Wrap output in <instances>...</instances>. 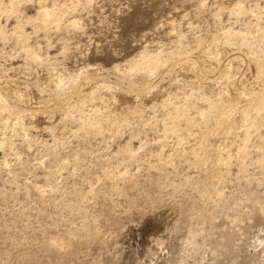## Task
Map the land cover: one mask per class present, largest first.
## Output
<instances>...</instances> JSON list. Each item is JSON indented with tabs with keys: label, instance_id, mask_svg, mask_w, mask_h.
I'll list each match as a JSON object with an SVG mask.
<instances>
[{
	"label": "rangeland",
	"instance_id": "374dc122",
	"mask_svg": "<svg viewBox=\"0 0 264 264\" xmlns=\"http://www.w3.org/2000/svg\"><path fill=\"white\" fill-rule=\"evenodd\" d=\"M29 1L27 0L21 5V7L23 6L24 15H33L32 13H35L38 8V2L42 0H37L38 4L35 0ZM44 1L42 2L45 4H51L52 2V0ZM55 1H58L57 3L66 2L68 6H71L72 0ZM73 1L76 2V0ZM77 1V5L79 2L81 5L74 7L77 11L73 9L75 12L72 10V13L68 12L69 15L65 12L66 15L61 16L59 28L54 27L55 23H50V25L47 24L49 29L42 27L43 30L45 29L44 31L40 28L35 33L30 25L25 26L28 34L31 32L26 40L28 45L30 44L29 49L40 50V53L47 50L50 56H53L52 60L55 58L61 60L54 68L60 73L56 74L58 78H61V86L52 84V86L54 85L53 88L49 87L50 97L54 101L57 99V95L72 89L70 79L73 75L75 76L78 73L83 76L92 72L91 76L98 75L100 78L110 79L112 83L116 82V85L119 84L120 97L121 99L124 98L120 100L118 96L115 101V99L109 98L107 89L101 88V91L99 90L96 94L97 99L95 96L94 101L87 99L78 106L69 105V97L66 98L67 101L64 99L60 108H56L54 102H49L52 110L40 113V118L44 119L46 124L53 122L52 126L54 127L58 123L56 121L62 120V125L65 124L69 128L67 126L62 128V125L59 127L57 125L55 129H49L43 127L44 124H38L39 115L33 116L24 111H17L14 107L13 112L8 110L12 114L4 111L6 109H0V138H5V143L0 144V264H264V151H261L264 150V144H262L264 143V126L259 128L260 133H263V136L260 134L262 137L252 135L249 141L253 139L254 143H250V141L249 143L246 142L247 144H240L243 142L242 136L245 130L253 127L252 123L258 111L254 109L249 111L252 116L247 119L248 122L246 123H249L248 125L245 121L238 122L234 117L225 120L226 128L218 132L220 138L214 131L213 134L209 133L207 139L203 142V130L206 128L207 123L202 115H199V111L194 108L195 105L207 108L208 104L205 97L210 96V94L213 95L212 98L217 103L226 100V98L222 99L221 84L216 78L224 80L223 75L225 76L227 72L224 71L227 62L230 61L232 64V68H230L232 70L230 77L225 79H229L232 85L237 87V83H247V80L252 77L253 62L251 59L253 55L261 53L264 56V9L261 10L263 13L261 11L257 13L249 11L250 13H248L247 11V13H243L244 16H241V14L233 16L234 14L229 13L227 6L231 7L233 2L239 0H88L87 3L90 5L84 3L85 0ZM242 1L244 7L249 9L248 6H254L256 1L261 5L260 2L263 0ZM27 3L28 5H26ZM263 4L264 1L261 5L264 7ZM84 7L87 8L83 9ZM252 13L255 14V17ZM239 15L243 21H241ZM73 18L79 20V28L72 25L65 26L66 21L68 22V19ZM246 18H248L247 21H245ZM4 19H6L5 15H0V22H3L6 35L9 36L6 38L8 42L6 39L4 41L0 39V51L15 52L14 50H17L16 38L10 36L14 31L15 18L11 17L7 21ZM166 19H170L172 22ZM226 26H228V29ZM68 27L69 29H67ZM72 28H74L73 31ZM8 29L11 31H8ZM220 29H224V31L221 33L222 30ZM236 31L247 34L240 36L238 35L240 32ZM256 31L257 33H255ZM53 32L55 33L53 34ZM213 32H216V34ZM249 32L252 34L250 35ZM253 35L256 39L253 38ZM211 37L212 40L209 39ZM67 40L68 42H66ZM178 41H181L180 44ZM32 42L34 44H31ZM219 42L220 44L224 43V45L222 44V46H225L222 50L223 54H221V51V53L218 52L219 54L215 52L219 48ZM62 43H67L65 48H63L64 44ZM229 43H232V48ZM2 45H4V48ZM146 45L148 48L144 49ZM70 46L73 48H70ZM192 46L195 48H192ZM200 46L202 47L199 48ZM141 48L145 52L149 50L150 53L146 52L148 53L146 54L148 63L146 62L145 67L142 63L139 67L142 71H139V69L136 70L128 64H130L131 57L140 58L144 51ZM225 48L229 51L226 52ZM210 49L215 50L214 53L218 56L209 53ZM246 49L251 50L250 52L254 54L252 53L251 56L249 50ZM69 52L75 54L76 58ZM187 53H190L191 58L193 57L190 61L195 62L192 65V67L194 66L193 70L196 69L195 71L188 68V65H191L193 61L190 63L184 60L185 57L189 60ZM239 53H242V55ZM0 54L2 53L0 52ZM183 54L188 56L182 57ZM180 55L182 56L180 57ZM242 56L244 57L242 58ZM1 57L0 60H3L4 57ZM154 58L155 60H151ZM14 59L15 57L3 62L16 64L21 57H16L18 61ZM181 59L184 60V63ZM149 60L151 61L149 62ZM159 60L161 63L158 62ZM152 61L157 64L158 71L156 70L151 74L148 70ZM84 63L86 66L88 64V67L83 65ZM203 64L205 66H202ZM96 65L102 66L105 72L99 73L102 70L98 71L96 67H92ZM175 65L177 66L175 67ZM213 65H216L217 68L214 67V70L211 71ZM41 66L43 67L42 69L39 68V70L41 69L38 72L39 76L46 78L49 75L52 77L51 71L54 70L51 69L50 73H47L49 70L43 71L45 68L47 69V65L41 64ZM165 66L168 67L165 68ZM115 67L120 69L121 74L115 70ZM66 68L67 70H65ZM91 68L97 70H90ZM205 68L209 69L208 72L204 71ZM242 68L243 70H241ZM183 69L188 72H182ZM144 71L148 72L145 73ZM123 72H125L124 75ZM178 73L179 76L182 73L184 75L179 77L177 76ZM20 74L22 75V73H18V76ZM138 74H141L146 80L147 78L148 80L152 79L154 85L156 83L157 86L166 85L168 82L174 83L175 86L173 84L167 86L169 85L167 84L166 86L170 89H166L167 93H165V90L160 94L161 96L153 95L152 97V93L155 94L159 87L154 88V91H148L150 93L148 94V92H144L145 90L141 86L130 85V81ZM192 74L200 75L203 80L199 76L189 80L193 76ZM128 75L131 76L128 78ZM236 75H239V77ZM132 76L134 77L132 78ZM241 76L242 78H240ZM207 77H210V81ZM236 77L238 78L237 81ZM166 78H168L167 81H165ZM65 79L68 81L66 82ZM128 79H130L129 83ZM160 81L161 84H157ZM208 87L213 90L209 91ZM44 88L45 86L40 87V89ZM136 90L138 93H136ZM53 91L57 92H55L56 95L53 94ZM189 91L191 92L188 93ZM169 92H172L171 95ZM73 93L75 95L76 92ZM217 94H220L221 98ZM132 96L136 99H132ZM140 96L142 97L140 98ZM186 96L189 101H187L188 105L184 104L185 100H183ZM249 96L250 92L246 95L241 94L242 102H247ZM148 97L151 101L148 100ZM160 97H164L165 100ZM139 98H143L145 104L148 103L147 106L143 104L145 106L142 105L138 109V113L129 114L133 109H129L127 113L124 106L135 103ZM129 99L130 101H128ZM123 103H127V105H122ZM161 104L164 105V109ZM174 105L179 106V111L174 109ZM95 107L103 108L102 110L106 108L110 112H114L111 115L116 124L114 123L110 127L107 122L103 121L99 126L100 128L98 127L102 131L101 133L93 129L80 134L77 132L70 133L78 129L77 122L70 120L74 117H77L75 120L79 119L81 116V119L84 116V119H89V115ZM83 109H86V111H83ZM124 109H126L125 112ZM215 111V107L210 111L211 122H214L216 118ZM61 112H64L63 115ZM122 112L127 114L123 115ZM150 115L155 118H151ZM17 116L21 117L20 119H23L22 121L26 123V132L21 133V135L13 129ZM65 116L71 118L67 119ZM122 116L125 119H122ZM189 116L194 118L193 123L187 121ZM34 117L35 119H33ZM24 118H27L28 121ZM28 118L35 120L37 126L32 127L28 123L30 121ZM5 120L7 121L6 127L4 125ZM171 121L177 126L176 132L165 130L163 123H172ZM127 122L129 123L127 124ZM142 122L149 123L144 124ZM243 124L245 126L241 127ZM182 125L184 126L182 127ZM105 126L111 129H107ZM151 126L154 128L149 129ZM163 127L164 130L162 131ZM138 128L141 129L137 133L139 138L135 137L133 133L137 132ZM261 129L263 130L261 131ZM187 131L190 134L197 135L192 134V136ZM113 132L114 134H112ZM115 132L119 133L115 134ZM62 133L65 134V137L61 136ZM51 134L55 138L50 136ZM128 134L133 136L129 138ZM99 135L100 137H98ZM233 135L236 138L231 137ZM56 137L58 141H56ZM81 137H84V139ZM259 137L260 140H258ZM45 139L46 141H44ZM74 139L75 141H73ZM35 140H40L39 142L42 143L40 144ZM50 140H53V142H50ZM226 141H230L229 144ZM232 141L233 143H231ZM55 142L57 144H53ZM82 142L85 143L82 145ZM119 143L122 144V148ZM59 144L60 146L65 145L61 148L60 146L53 147V145ZM123 144H130L129 147L132 148L133 157L123 152L125 151ZM88 145L90 148H88ZM237 145H240L238 146L239 149L236 148ZM255 145L256 147H254ZM217 146H220V148ZM227 149L233 156L235 153L238 154L235 155V158L230 159L229 164L225 162L226 165H223L224 161L219 158L226 156ZM235 150H239V152H235ZM244 150L247 151V154ZM253 151L256 152L253 153ZM233 156L231 155V157ZM58 161L60 162L58 163ZM125 169H128L127 172Z\"/></svg>",
	"mask_w": 264,
	"mask_h": 264
},
{
	"label": "bare ground",
	"instance_id": "6f19581e",
	"mask_svg": "<svg viewBox=\"0 0 264 264\" xmlns=\"http://www.w3.org/2000/svg\"><path fill=\"white\" fill-rule=\"evenodd\" d=\"M27 0H0V15H5V17H6V19H4V20H8L9 18H11V17H14L15 18V24H14V26H13V29H14V31H13V33L10 35V36H14L15 38H16V44H17V50L15 49L14 51L15 52H7V51H4V50H1L0 52L2 53V54H0V55H3L2 57H4L3 58V60L1 59L0 61H2L1 63H0V109H6V110H4V111H6L7 113H11V112H13V109L15 108L17 111H24V112H27V113H29L30 115H33V116H37V115H39V118H38V124H44L43 125V127H48L49 129L50 128H53V129H55V127H57V125H58V127L59 126H61L62 125V123H63V121L62 120H59V121H56V122H58L57 123V125L55 124V127L54 126H52V124H53V122L52 123H45V121H44V119H41L40 118V113H45V112H47V111H50V110H52V108H50L51 106H49L50 104H49V102H51L52 101V103L54 102L55 103V107L56 108H60V107H62V104H63V101H64V99H66L67 97H69L70 99H69V105H71V106H78V105H80V104H82V103H84L87 99H92V101H94L93 99H94V97L96 96V99H97V93H98V91L101 89V88H105V89H107V91H108V95H109V98H113V99H115V101L117 100V97L119 96L120 97V88H119V84L118 85H116V82L115 83H112L111 81H110V79L109 80H107V78L106 79H103V78H100L98 75H96V76H91L92 74V72L91 73H89L88 71H87V73H89V75L87 74V75H83V76H81V75H79L78 73H77V75H73L72 76V78L70 79L71 80V84H72V89H69V91L68 92H66V91H64L63 93H60L59 95H57L58 97H57V99H55L54 101H53V98H51L50 97V93H49V91H50V86L53 88V86H52V84H55V85H57V86H61V78H58L57 77V74L56 73H58L56 70H54V68L57 66V64L61 61H59L58 59H51L52 57L50 56V54H49V52L46 50V52L44 51L43 53H40L39 51V49H41V48H39L38 50L39 51H37V49L36 50H34V48L33 49H29V46H30V44L28 45V43L26 42V40H27V37H28V35H31V32H30V34H28V32L25 30V26L28 24V25H30L32 28H33V32H35V33H37L38 31H39V29L41 28L42 30H43V28H47V24H49L50 25V23H55V25H54V27L55 26H57L58 28H59V26L61 25V16H63V15H66V14H68L69 15V13L68 12H70V13H72L71 11L73 10V9H75L74 7L77 5V0H76V4L74 3V1L72 0L71 1V6H68V4L66 3V2H64V3H57L55 0H52V2H51V4H45V3H43L42 1H44V0H42V1H39L38 3H39V5H38V8H37V10L35 11V13H32L33 15H24V13H23V11H22V7H21V5H23L25 2H26ZM29 1V0H28ZM36 1V3H37V0H35ZM65 1H67V0H65ZM87 1L88 0H85L84 1V3H87ZM201 1V0H200ZM262 1V0H261ZM264 1V0H263ZM262 1V2H263ZM45 2V1H44ZM48 2V1H47ZM70 2V1H69ZM91 2V1H90ZM251 2V1H250ZM257 2V1H256ZM254 3L255 5L254 6H251V7H249L248 5V8L249 9H246L245 7H244V3H243V1L242 0H239V1H236L235 3L233 2V5L231 6V7H228L227 6V8H229V13L230 14H234L233 16H235V15H237V14H241V16L243 15V13L245 12V13H247V11H248V13H250L249 11H251V12H253V13H257V12H259V11H261L262 9H264V7L263 6H261L262 5V2H260L261 3V5L260 4H258V2L257 3ZM29 3H30V1H29ZM35 3V4H36ZM37 3V4H38ZM205 3V2H204ZM32 4V3H31ZM70 4V3H69ZM82 4H83V2H82ZM88 4V3H87ZM200 4V3H199ZM198 4V5H199ZM253 4V3H252ZM26 5H28V3L26 4ZM78 5H81V3L79 2L78 3ZM77 5V6H78ZM88 5H90V4H88ZM264 5V4H263ZM34 6V5H33ZM36 6V5H35ZM34 6V7H35ZM84 6V5H83ZM220 6V5H219ZM230 6V5H229ZM246 6V7H247ZM25 7V6H24ZM224 7H226V5H224ZM85 8H87V7H84L83 9H85ZM89 8V7H88ZM216 8V7H215ZM223 8V7H222ZM221 8V11L223 10ZM226 9V8H225ZM24 10V9H23ZM35 10V9H34ZM76 10V9H75ZM79 10V9H78ZM81 10V9H80ZM200 10V9H199ZM216 10V9H215ZM77 11V10H76ZM220 11V13H222ZM228 11V10H227ZM25 12V11H24ZM66 12V14H64ZM73 12H75L74 10H73ZM199 12V11H198ZM219 12V11H218ZM262 12V11H261ZM261 12H260V14H261ZM229 13H228V15H229ZM252 13V14H253ZM263 13V12H262ZM73 14H75V13H73ZM184 14V13H183ZM251 14V15H252ZM259 14V13H258ZM78 15V14H77ZM218 16H219V14H217ZM254 15V17H255V14H253ZM257 15V14H256ZM216 16V15H215ZM214 16V17H215ZM217 16V17H218ZM241 16L239 15V18H241ZM244 16V15H243ZM248 16V15H247ZM66 17V16H65ZM76 17H78V16H76ZM216 17V18H217ZM258 17H259V15H258ZM3 18V17H2ZM221 18V17H220ZM238 18V17H237ZM244 18V17H243ZM230 19V18H229ZM233 19V18H232ZM242 19V18H241ZM247 19L248 18H246L245 19V21H247ZM250 19V18H249ZM262 19V18H261ZM12 20V19H11ZM167 21H170V19H166ZM236 20V19H235ZM257 20V19H256ZM214 21H216V20H214ZM232 21H234V20H232ZM241 21H243V19L241 20ZM251 21V20H250ZM13 22V21H12ZM170 22H172V21H170ZM217 22V21H216ZM223 22V21H222ZM3 23V22H2ZM1 22H0V39L2 40V41H4L6 38H8L7 36H9V35H6V31L4 30V24H2ZM64 23V22H63ZM66 23L67 24H65V26L67 27V26H69V25H72V26H75V27H78L79 28V26H80V22H79V20L76 18H73V19H71V20H69L68 19V22L66 21ZM174 23V22H173ZM219 23V22H218ZM217 23V24H218ZM221 23V22H220ZM219 23V24H220ZM247 23V22H246ZM245 23V24H246ZM254 23V22H253ZM163 24V23H162ZM193 24V23H192ZM63 25V24H62ZM172 25V24H171ZM194 25V24H193ZM222 25V24H221ZM221 25H220V27H221ZM239 25H240V23H239ZM249 25V24H248ZM258 25V24H257ZM160 26H161V24H160ZM192 26V25H191ZM219 26V25H218ZM43 27V28H42ZM74 27V28H75ZM82 27V26H81ZM211 27V26H210ZM227 27V29H228V26H226ZM230 27V26H229ZM53 28V27H52ZM62 28V27H61ZM74 28H72V31H73V29ZM78 28H75V29H78ZM194 28H195V25H194ZM47 29H49V28H47ZM67 29H69V27L67 28ZM71 29V28H70ZM189 29V28H188ZM193 29V28H192ZM215 29V28H214ZM241 29V28H240ZM240 29H238V30H240ZM257 29H259V28H257ZM7 30V29H6ZM45 30V29H44ZM43 30V31H44ZM59 30V29H58ZM62 30V29H61ZM60 30V31H61ZM168 30V29H167ZM220 30H222V29H220ZM234 30H236V29H234ZM8 31H11L10 29H8ZM71 31V32H72ZM84 31V30H83ZM192 31V30H191ZM212 31V30H211ZM224 31V29L221 31V33ZM62 32H63V30H62ZM70 32V31H69ZM210 32V31H209ZM225 32H227L226 30H225ZM235 32V31H234ZM236 32H240V31H236ZM55 32H53V34H54ZM68 33V32H67ZM83 33V32H82ZM169 33V32H168ZM214 33V32H213ZM228 33H230V32H228ZM255 33H257V31L255 32ZM255 33H253V34H255ZM47 34V33H46ZM58 34H59V32H58ZM65 34V33H64ZM209 34V33H208ZM214 34H216V32L214 33ZM244 34L246 35L247 33H245L244 32ZM244 34H242V32H240L238 35H240V36H243ZM249 34L251 35L252 33H250L249 32ZM49 35H51V34H49ZM237 35V36H238ZM61 36V35H60ZM195 37H196V35H194ZM198 36V35H197ZM200 36V35H199ZM198 36V37H199ZM213 36V35H212ZM56 37V36H55ZM62 37H63V35H62ZM181 37H183L182 35H181ZM65 38V37H64ZM205 38L207 39V37H206V35H205ZM231 38H233V37H231ZM253 38L254 39H256V37H254V35H253ZM252 38V39H253ZM48 39V38H47ZM63 39V38H62ZM72 39V38H71ZM204 39V38H203ZM210 40H212V37L211 38H209ZM225 39V38H224ZM11 40V39H10ZM33 40H35V39H33ZM53 40V39H52ZM60 40V39H59ZM65 40H66V38H65ZM195 40V39H194ZM200 40V39H199ZM205 40V39H204ZM203 40V41H204ZM1 41V42H2ZM6 41H7V39H6ZM12 41H14V40H12ZM37 41H41V40H37ZM47 41H49V40H47ZM47 41H46V44H47ZM54 41V40H53ZM52 41V42H53ZM58 41V40H57ZM195 41H197V42H199L197 39L195 40ZM215 41V40H214ZM213 41V42H214ZM218 41H220V40H218ZM223 41V40H222ZM231 41V40H230ZM257 41V40H256ZM256 41H254V42H256ZM8 42V41H7ZM26 42V43H25ZM29 42H31V41H29ZM36 42V41H35ZM51 42V43H52ZM66 42H68V40L66 41ZM179 42V41H178ZM181 42V41H180ZM180 42H179V44H180ZM194 42V41H193ZM209 42V41H208ZM223 42H225V41H223ZM246 42V41H245ZM250 42H251V40H250ZM253 42V43H254ZM38 43V42H37ZM76 43V42H75ZM78 43V42H77ZM215 43V42H214ZM216 43H218V42H216ZM7 44V43H6ZM5 44V45H6ZM9 44H10V42H9ZM31 44H34L33 42L31 43ZM50 44V43H49ZM60 44V43H59ZM62 44H64V43H62ZM144 44H145V42H144ZM182 44H184V43H182ZM201 44H203V43H201ZM207 44V43H206ZM223 45H224V43H222ZM222 44H220V42H219V48H217V50L215 51L214 49L216 48L215 46V48L213 49L215 52H217V54H219V53H221L222 52V50L224 49V47L225 46H222ZM228 44V43H227ZM232 44V43H231ZM230 43H229V45H231ZM37 45V44H36ZM65 45H67V43L66 44H64L62 47L63 48H65ZM70 45V44H69ZM76 45V44H75ZM4 45H2V47H3ZM10 46V45H9ZM32 46V45H31ZM39 46H41V45H39ZM47 46V45H46ZM55 46V45H54ZM78 46V45H77ZM147 46V45H146ZM144 47V49L145 48H148V46L147 47ZM173 46V45H172ZM198 46H199V44H198ZM203 46H205V45H203ZM207 46V45H206ZM243 46V45H242ZM6 47V46H5ZM28 47V48H27ZM57 47H58V44H57ZM69 47V46H68ZM202 46H200L199 48H201ZM227 47V46H226ZM240 47V46H239ZM260 47V46H259ZM4 48V47H3ZM6 48H8V47H6ZM5 48V49H6ZM44 48V47H43ZM48 48V47H47ZM53 48V47H52ZM56 48V47H55ZM61 48V47H60ZM59 48V49H60ZM70 48H73V47H71L70 46ZM76 48V47H75ZM159 48V47H158ZM178 48V47H177ZM192 48H195V47H193L192 46ZM191 48V49H192ZM203 48H205V47H203ZM211 48V47H210ZM231 48H232V45H231ZM234 48H235V46H234ZM241 48V47H240ZM239 48V49H240ZM46 49V48H45ZM57 49V48H56ZM142 50H144L143 48H141ZM190 49V50H191ZM226 49V48H225ZM228 49H229V47H228ZM228 49H226V52H227V50ZM237 49V48H236ZM251 49V48H250ZM49 50H51V49H49ZM53 50V49H52ZM139 50V49H138ZM204 50V49H203ZM202 50V51H203ZM211 50V49H210ZM230 50H233V49H230ZM247 50V49H246ZM249 50V49H248ZM247 50V51H248ZM56 51H59V50H56ZM62 51V50H61ZM68 51H69V49H68ZM151 51V50H150ZM157 51V50H156ZM167 51H169V50H167ZM173 51V50H172ZM204 51H208V50H204ZM214 51H209V53H211L212 55H214V56H218V55H216V53H214ZM221 51V52H220ZM225 51V50H224ZM229 51V50H228ZM238 51V50H237ZM242 51V50H241ZM245 51V50H244ZM246 51V52H247ZM251 50H249V54L251 53L250 52ZM42 52V51H41ZM54 53H57V52H55V51H53ZM60 52V51H59ZM65 52V51H64ZM64 52H63V54H64ZM140 52H142V51H140ZM139 52V53H140ZM144 52V53H143ZM142 52V54H141V56H140V58H134V57H131L130 58V64H128V65H131V66H133L136 70H138L139 69V71H142V70H140V65L143 63V66L146 64V62L148 63V57H147V55L146 54H148V53H146V52H149V50L148 51H146L145 52V50ZM184 52H186L185 50H184ZM188 52V51H187ZM191 52H193L192 50H191ZM197 52H199V51H197ZM219 52V53H218ZM15 53H16V55H15ZM136 53V52H135ZM138 53V54H139ZM150 53V52H149ZM194 53H196L195 51H194ZM204 53V52H203ZM206 53H208V52H206ZM209 53H208V55H209ZM235 53V52H234ZM253 53V52H252ZM251 53V56L254 54H252ZM59 54V53H58ZM69 54H72V53H70L69 52ZM69 54H67V55H69ZM172 54V53H171ZM188 54V53H187ZM190 54V53H189ZM188 54V55H189ZM197 54V53H196ZM221 54H223V52L221 53ZM224 54H225V52H224ZM239 54H241L242 55V53H239ZM51 55H53V54H51ZM72 55H74V57L76 58V56H75V54H72ZM174 55H177V54H174ZM184 55V54H183ZM188 55H184V56H182V55H180V57L182 56V57H185V56H188ZM207 55V56H208ZM66 56V55H65ZM138 56V57H139ZM169 56V55H168ZM178 56V55H177ZM206 56V55H205ZM213 56V57H214ZM239 57H241L240 55H238ZM238 56H237V58H238ZM1 57V56H0ZM1 57V58H2ZM15 57V59L14 60H17L18 61V59H16V57H21V59H19V61L18 62H16V64H14V63H12V62H3L4 60L5 61H9L11 58H14ZM55 57V56H54ZM62 57V56H61ZM64 57V56H63ZM62 57V58H63ZM152 57H154V56H152ZM179 57V56H178ZM221 57V56H220ZM226 57V56H225ZM244 56H242V58H243ZM245 57H247V56H245ZM74 58V59H75ZM156 58V57H155ZM155 58L154 59H151V60H155ZM189 60H187V58L185 57V62L187 61H189L190 63L193 61H190V59H193V57L191 58L190 57V55H189ZM215 58V57H214ZM213 58V59H214ZM250 58H252V57H250ZM249 58V59H250ZM66 59V58H65ZM170 59H171V57H170ZM207 59V58H206ZM212 59V58H211ZM218 59V58H217ZM220 59V58H219ZM227 59V58H226ZM225 59V60H226ZM70 60H71V58H70ZM151 60H149V62L151 61ZM176 60V59H175ZM175 60H173V61H175ZM182 60V59H181ZM184 60H182L183 61V63H184ZM197 60V59H196ZM224 60V61H225ZM229 60H230V57H229ZM228 59H227V61H229ZM244 60H246V59H244ZM243 60V61H244ZM252 60V62H253V73H252V77L249 79V80H247V83H245V82H240V83H237V87L236 86H234V85H232L231 83H230V81H229V79L227 80V79H225L226 77L227 78H229L230 77V74H231V70H230V68H232V64L230 63V61L229 62H227V67H225L226 69H224V71H227L226 73H225V76L223 75V77H225L224 78V80H220V78H216V79H218L219 81V83L221 84H219L220 85V87H221V90H222V99H225L226 98V100H221V102H219V103H217L213 98H212V96L213 95H211L210 94V96H206L205 97V101L207 102V104H208V106H207V108H202V107H200V106H196L195 104V109H197L198 111H199V115H202V117H203V119H204V121L207 123H205L207 126H206V128L203 130V142L207 139V137H208V134L209 133H211V134H213V132L215 131L216 132V134L219 136V134H218V132H219V130H222V129H225L226 127H225V120H228L229 118H231V117H234L235 118V120H237L238 122H240V123H242V122H244L245 121V123L246 122H248V118L250 117V116H252L251 114H250V112L249 111H251V109H254V110H257L258 111V114H257V116H255V118H254V121H253V123H252V125H253V127H251V128H249V129H246L245 130V132H244V134H243V136H242V141L244 142H242V143H240V144H245L246 142L247 143H249L250 141V143H252L253 141V139L252 140H250L249 141V139H250V137H252V135H258V136H261L262 134L260 133V131H259V128H260V126H264V56H263V54H261V53H259V54H254L253 55V58L251 59ZM69 61V60H68ZM167 61H169V60H167ZM177 61V60H176ZM202 61H204V60H202ZM214 61V60H213ZM243 61H242V63H243ZM74 62H76V61H74ZM127 62V61H126ZM128 62V63H129ZM158 62H160V60L158 61ZM164 62V61H163ZM166 62V61H165ZM170 62V61H169ZM197 62V61H196ZM206 62V61H205ZM223 62V61H222ZM221 62V63H222ZM237 62V61H236ZM116 63V62H115ZM161 63V62H160ZM168 63V62H167ZM170 63H172V62H170ZM170 63H169V65H170ZM182 63V64H183ZM194 61H193V63L191 64V65H188L187 67L188 68H192V70H193V67H192V65H194ZM218 63V62H217ZM241 62H240V64H242ZM41 64H43V65H47L46 67H47V69L45 70H43V71H47V70H49V72L47 71V73H50V70L52 69V70H54V71H51L52 72V77H50L49 75L46 77V78H43L44 76H42V77H40L39 76V74H38V72H40V70L42 69V67L43 66H41ZM61 64V63H60ZM67 64V63H66ZM97 64V63H96ZM117 64V63H116ZM125 64V63H124ZM176 64H178V63H176ZM179 64H180V62H179ZM179 64H178V66H179ZM188 64V63H187ZM197 64H198V62H197ZM205 64V63H204ZM202 65V66H205V65ZM212 64H214V63H212ZM215 64H216V62H215ZM83 65H85V63L83 64ZM89 65H91V64H89ZM95 65V64H94ZM111 65H113V64H111ZM127 65V67H129L130 68V66H128ZM168 65V64H167ZM64 66V65H63ZM62 66V68H64ZM86 66V65H85ZM121 66V65H120ZM123 66V65H122ZM164 66V65H163ZM177 65H175V67H176ZM184 66V65H183ZM182 66V68H184ZM191 66V67H190ZM201 66V67H202ZM208 66V65H207ZM218 66H220V65H218ZM224 66V65H223ZM41 67V69L39 70V68ZM59 67V66H58ZM61 67V66H60ZM72 67V66H71ZM86 67H88V64H87V66ZM90 67V66H89ZM92 67H96L97 69H98V71H100V70H102V71H100L99 73H101V72H103L105 69H103V67L102 66H100V65H96V66H92ZM125 67V66H124ZM145 67V66H144ZM157 64L155 63V62H151L150 63V66H149V73H154L156 70H157ZM160 67H162V66H160ZM159 67V68H160ZM168 66H165V68H167ZM214 67L215 68H217V66L216 65H213V67H211L212 68V70L211 71H213L214 70ZM68 68V67H67ZM67 68L65 69V70H67ZM75 68V67H74ZM83 68H84V66H83ZM96 68H93V69H95V70H97ZM110 68V67H109ZM114 68V67H113ZM112 68V69H113ZM158 68V69H159ZM178 68V67H177ZM188 68H186V69H188ZM207 68H209V67H207ZM207 68H205V72L207 71L208 72V70L210 69H207ZM250 68H251V66H250ZM58 69V68H57ZM81 69V68H80ZM92 68L90 69V70H93ZM124 69V68H123ZM126 69V68H125ZM131 69H133L132 67H131ZM147 69V68H146ZM200 69H202V68H200ZM207 69V70H206ZM62 70V69H61ZM77 70V69H76ZM83 70H85V69H83ZM89 70V71H90ZM115 70L117 71V72H119V68L118 67H115ZM143 70H145V69H143ZM165 70V69H164ZM175 70H176V68H175ZM185 69H183L182 70V72H188V71H184ZM196 70V69H195ZM195 70H193V71H195ZM220 70V69H219ZM241 70H243V68L241 69ZM60 71V70H59ZM80 71V70H79ZM78 71V72H79ZM98 71H97V74H98ZM132 71V70H131ZM148 71H144L145 73L146 72H148ZM158 71V70H157ZM168 71V70H167ZM181 71V70H180ZM218 71V70H217ZM76 72V71H75ZM105 72V71H104ZM130 72V71H129ZM166 72V71H165ZM170 72V71H169ZM177 72H179V71H177ZM192 72V71H191ZM233 72V71H232ZM242 72V71H241ZM18 73H22V75L19 77L18 76ZM84 73H85V71H84ZM83 73V74H84ZM120 74H121V72H119ZM141 73V72H140ZM148 73V74H149ZM162 73H164V72H162ZM202 73H204V72H202ZM215 73V72H214ZM250 73V74H251ZM27 74V75H26ZM58 74H60V73H58ZM69 74H71V73H69ZM91 74V75H90ZM96 74V73H95ZM102 74V73H101ZM125 74V72H123V75ZM156 74V73H155ZM155 74H153V75H155ZM166 74V73H165ZM189 74V73H188ZM200 74V73H199ZM220 74V73H219ZM224 74V73H223ZM235 74H237V73H235ZM234 74V75H235ZM245 74H248V73H245ZM61 75H63V74H61ZM133 75H135V74H133ZM143 75H146V74H143ZM157 75V74H156ZM160 75V74H159ZM162 75V74H161ZM170 76H171V74H169ZM174 75H176V74H174ZM182 76L184 75L183 73L181 74ZM180 75V76H181ZM186 75V74H185ZM191 75V74H190ZM193 76L192 77H190V79L189 80H191V78H193V79H195V77L196 76H199V78H200V75H195V74H192ZM210 76H211V74H209ZM222 75V74H221ZM70 76V75H69ZM69 76H67V77H69ZM131 76V75H130ZM129 75H128V78L130 77ZM149 76H150V74H149ZM177 76H179V73H178V75ZM179 76V77H180ZM188 76V75H187ZM187 76H186V78H187ZM237 77H239V75H236ZM246 76V75H245ZM3 77V78H2ZM64 77V76H63ZM66 77V78H67ZM71 77V76H70ZM134 76H132V78H133ZM146 77V76H145ZM151 77H152V75H151ZM151 77H149V78H151ZM168 77V76H167ZM176 77V76H175ZM189 77V76H188ZM236 77V78H237ZM170 78V77H169ZM172 78H174V77H172ZM183 78H185V77H183ZM210 77H207V79H209ZM213 78V77H212ZM231 78H232V76H231ZM240 78H242V76L240 77ZM249 78V77H248ZM119 79H121V78H119ZM131 79V78H130ZM130 79H128V83H129V80ZM167 79L168 78H166V80L165 81H167ZM176 79H180V78H176ZM201 80H203L202 79V77L200 78ZM216 79H214V80H216ZM223 79V78H222ZM247 79V78H246ZM127 80V79H126ZM125 80V81H126ZM152 80V79H151ZM151 80H148V78H147V80L144 78V77H142V75L141 74H138L136 77H134L131 81H130V85H134V86H136V87H138V86H141L145 91V93H147L148 91L150 92L151 90L152 91H154V88H157V87H159V88H157V92L154 94V93H152V97H153V95L154 96H161L160 94H162V92H164L166 89L167 90H170V89H168V87L167 86H170L171 84H173L174 85V83H167V84H169V85H165V84H161V81H160V83H157V84H161V85H156V83H155V85H154V82H153V80L151 81ZM184 80V79H183ZM188 80V79H187ZM188 80V81H189ZM197 80V79H196ZM213 80V81H214ZM226 80V81H225ZM238 80V78L236 79V81ZM65 81L67 82L68 80H66L65 79ZM123 81V80H122ZM151 81V82H150ZM156 81V80H155ZM179 81H181V80H179ZM206 81V80H205ZM208 81H210V79L208 80ZM212 81V80H211ZM54 82V83H53ZM159 82V81H158ZM176 82V81H175ZM184 82V81H183ZM186 82V81H185ZM166 83V82H165ZM196 84H198L197 82H195ZM203 83H209V82H203ZM211 83V82H210ZM213 83V82H212ZM67 84V83H66ZM183 84V83H182ZM200 84H201V82H200ZM199 84V85H200ZM218 84V83H217ZM176 85H177V83H176ZM199 85H197V86H199ZM204 85H206V84H204ZM208 85V84H207ZM212 85V84H211ZM41 86H45V88L44 89H40V87ZM133 86V88H135ZM175 86V85H174ZM183 86V85H182ZM185 86V85H184ZM191 86V85H190ZM66 87V86H65ZM127 87V86H126ZM167 87V88H166ZM178 87V86H177ZM181 87V86H180ZM188 87H189V85H188ZM203 87V86H202ZM209 87H213V86H209ZM208 87V88H209ZM219 87V86H218ZM235 87V88H234ZM67 88V87H66ZM133 88H131V89H133ZM141 88V89H142ZM207 88V87H206ZM216 88V87H215ZM57 89V88H56ZM65 89V88H64ZM136 89V88H135ZM138 89V88H137ZM177 89V88H176ZM181 89V88H180ZM190 89V88H189ZM191 89H192V87H191ZM199 89H201V88H199ZM48 90V91H47ZM140 90V89H139ZM167 90H166V92L165 93H167ZM210 90H213L212 88H209V91ZM76 92L75 93V95H74V93L73 92ZM101 91V90H100ZM135 91V90H134ZM133 91V92H134ZM174 91H176V90H174ZM173 91V92H174ZM198 91V90H197ZM54 93L53 94H55L56 95V91H53ZM56 92V93H55ZM148 92V94H150ZM191 91H189L188 93H190ZM248 92H250V96H249V98H248V101L247 102H242V100H241V94H247ZM121 93H123V92H121ZM136 93H138L137 92V90H136ZM140 93V92H139ZM145 93H143V94H145ZM170 93V92H169ZM172 93V92H171ZM171 93H170V95H171ZM198 93V92H197ZM124 94V93H123ZM143 94H141V95H143ZM136 95V94H135ZM173 95V94H172ZM176 95V94H175ZM180 95V94H179ZM184 95H187V94H184ZM191 95V94H190ZM218 95V94H217ZM220 95V94H219ZM218 95V96H219ZM137 96L139 97V95L137 94ZM136 96V97H137ZM147 96H149V95H147ZM166 96H167V94H166ZM73 97V98H72ZM102 97V99H103V97H104V94H103V96H101ZM133 97V96H132ZM142 96H140V98H141ZM146 97V96H145ZM144 97V98H145ZM152 97H151V99H152ZM177 97V96H176ZM176 97H174V98H176ZM189 97V96H188ZM203 97V96H202ZM245 97V96H244ZM56 98V97H55ZM106 98V97H105ZM105 98H104V100H105ZM124 97H122V99H123ZM129 98V97H128ZM128 98H125V99H128ZM135 97H133L132 99H134ZM138 99L137 101H135V103H130L129 105H127V103H123L122 105H124V104H126L127 106H124V107H126V109H127V113H128V111H129V109H133L132 110V112H130L129 114H131V113H138V109L143 105V104H145V102H144V100H143V98L142 99ZM150 97H148V100H150L149 99ZM161 99L163 98L164 99V97H160ZM160 98H157V99H160ZM220 98H221V95H220ZM246 98V97H245ZM98 99H100V98H98ZM121 99V97H120V100H122ZM136 99V98H135ZM146 99V98H145ZM170 99V98H169ZM179 99V98H178ZM244 99V98H243ZM68 99H66V101H67ZM119 100V101H120ZM165 100V99H164ZM172 100V99H171ZM170 100V101H171ZM183 100H185L184 101V104H187L189 101H188V99H187V96H186V98L185 99H183ZM244 100H247V99H244ZM106 101V100H105ZM104 101V102H105ZM126 101V100H125ZM128 101H130V99L128 100ZM151 101V100H150ZM188 101V102H187ZM89 102V101H88ZM127 102V101H126ZM133 102H134V100H133ZM67 103V102H66ZM118 103V102H117ZM117 103H116V105H117ZM68 104V103H67ZM103 104H105V103H103ZM119 104V103H118ZM147 104L148 103H146L145 105L147 106ZM168 104V103H167ZM171 104V103H170ZM95 105V104H94ZM121 105V104H120ZM145 105H143V106H145ZM188 105V104H187ZM53 106V105H52ZM65 106H66V104H65ZM86 106V105H85ZM88 106V105H87ZM111 106V105H110ZM119 106V105H118ZM161 106L163 107V109H164V105H162L161 104ZM14 107V108H13ZM89 107V106H88ZM91 107H93V106H91ZM120 107H123V106H120ZM150 108H151V106H149ZM168 107V106H167ZM188 107H190V106H188ZM193 107V106H192ZM215 107V112H216V118H215V120H214V122H211V120H210V116H211V112L210 111H212V109ZM68 108V107H67ZM73 108V107H72ZM112 108V107H111ZM154 108V107H153ZM181 108V107H180ZM62 110H63V108H61ZM92 109V108H91ZM103 108H98V107H95L94 109H92L93 111H92V113H90V115H89V119H84L85 118V116H84V118H82L81 119V117L79 118V119H76L75 120V118H77V117H74V119H72V120H70V121H75V122H77V125H78V129H76V128H74V129H76L75 131H72V132H70V133H73V132H77L78 134H80V133H84V132H86V131H88V130H90V129H93V130H95L96 132H102V131H100V129H98V127L102 124V122L103 121H105V122H107L109 125H110V127L111 126H113L114 125V123L116 124V122H115V120L113 119V117H112V115H111V113H114V112H110V110H108V109H104V110H102ZM118 109V108H117ZM122 109V108H121ZM126 109H124V112H125V110ZM174 109L175 110H178L179 109V106L178 105H174ZM8 110L9 111H11V112H8ZM54 110V109H53ZM90 110V109H89ZM88 110V111H89ZM111 110H113V109H111ZM115 110V109H114ZM172 110V109H171ZM190 110V109H189ZM188 110V111H189ZM80 111H82V110H80ZM83 111H86V109L84 110L83 109ZM123 111V110H122ZM133 111H135V112H133ZM179 111V110H178ZM181 111V110H180ZM188 111H186V112H188ZM257 111H256V113H257ZM58 112V111H57ZM119 112V111H118ZM139 112H140V110H139ZM157 112V111H156ZM155 112V113H156ZM168 112V111H167ZM166 112V113H167ZM170 112V111H169ZM195 112V111H194ZM19 113V112H18ZM62 113V115H63V113L64 112H61ZM74 113V112H73ZM76 113V112H75ZM89 113V112H88ZM127 113H124L123 114V112H122V114L123 115H125V114H127ZM141 113V112H140ZM154 113V114H155ZM255 113V114H256ZM12 114V113H11ZM71 114V113H70ZM81 114V113H80ZM150 114H153V113H150ZM168 114H170V113H168ZM176 114V113H175ZM181 114H182V112H181ZM195 114V113H194ZM17 115H19V114H17ZM32 116V117H33ZM55 116V115H54ZM72 116V115H71ZM151 116V118L153 117V115H150ZM166 116V115H165ZM168 116V115H167ZM178 117L180 116V115H177ZM183 116V115H182ZM22 117H23V115H22ZM43 117V116H42ZM46 117V116H45ZM57 117H58V115H57ZM60 117H62V116H60ZM65 117H67V116H65ZM127 117V116H126ZM10 118V117H9ZM21 117H19V116H17V120L16 121H14V126H13V129H15L20 135H21V133L23 134V133H25L26 131H25V122H23L21 119H20ZM63 118V117H62ZM69 117H67V119H68ZM71 118V117H70ZM69 118V119H70ZM120 118V117H119ZM140 118H141V115H140ZM153 118H155V117H153ZM187 118V117H186ZM24 119H26L27 120V118H24ZM28 119H30V118H28ZM33 119H35V117L33 118ZM59 119V118H58ZM122 119H125V118H123V116H122ZM127 119V118H126ZM181 119V118H180ZM65 120V119H64ZM118 120V119H117ZM177 120V119H176ZM247 120V121H246ZM25 121V120H24ZM28 121V120H27ZM35 121V120H34ZM32 119H30V121L28 122V123H30L31 125H32V127L33 126H37V123H35ZM49 121H50V119H49ZM48 121V122H49ZM164 121V120H163ZM166 121V120H165ZM178 121V120H177ZM187 121L188 122H190V123H193L195 120H194V118H192V117H188L187 118ZM65 122H66V120H65ZM69 122V121H68ZM172 123H170V122H165V123H163V125H164V127H165V130H171V131H174V132H176V129H177V126H176V124L175 123H173V121H171ZM179 122V121H178ZM27 123V124H28ZM61 123V124H60ZM129 122H127V124H128ZM142 123H144V122H142ZM147 123H149V122H147ZM146 122L144 123V124H147ZM240 123H238V125H240ZM60 124V125H59ZM126 124V125H127ZM249 124V123H248ZM247 123H246V125H248ZM4 125H5V127L7 126V121L5 120V122H4ZM2 126V125H1ZM27 126V125H26ZM39 126V125H38ZM67 125H65V124H63L62 125V128H64V127H66ZM119 126V125H118ZM125 126V125H124ZM154 126V125H153ZM153 126H151V127H149V129H153L154 127ZM184 125H182V127H183ZM188 126H189V124H188ZM187 126V127H188ZM190 126H192V125H190ZM245 126V124H243V126H241V127H244ZM251 126V125H250ZM4 127V128H5ZM31 127V128H32ZM68 127V126H67ZM106 127V126H105ZM110 127H108V128H110ZM126 127V126H125ZM138 127V126H137ZM139 127H141V126H139ZM164 127H163V129H162V131L164 130ZM181 127V128H182ZM240 127V126H239ZM247 127H249V126H247ZM8 128H11V127H8ZM35 128H37V127H35ZM34 128V129H35ZM69 128V127H68ZM72 128V127H71ZM100 128V127H99ZM107 128V127H106ZM107 128V129H108ZM116 128H118L117 126H116ZM190 128V127H189ZM203 128V127H202ZM3 129V128H2ZM45 129V128H44ZM106 129V130H107ZM111 129V128H110ZM131 129V128H130ZM184 129V128H183ZM186 129V128H185ZM236 129V128H235ZM241 129V128H240ZM239 129V130H240ZM244 129V128H243ZM242 129V130H243ZM98 130V131H97ZM141 129L140 128H138V130H137V132H133L134 133V136L136 137L138 134L137 133H139V131H140ZM146 130H147V128H146ZM145 130V131H146ZM157 130V129H156ZM187 130H189V129H187ZM237 130V129H236ZM263 129H261V131H262ZM50 131V130H49ZM57 131V130H56ZM55 131V132H56ZM60 131V130H59ZM68 131V130H67ZM94 131V132H95ZM107 131H109V130H107ZM116 131V130H115ZM135 131H136V129H135ZM144 131V132H145ZM152 131V130H151ZM166 131V132H167ZM170 131V132H171ZM192 131V130H191ZM51 132V131H50ZM61 132V131H60ZM95 132V133H96ZM110 132V131H109ZM158 132V131H157ZM161 132V131H160ZM177 132H178V130H177ZM188 132V131H187ZM28 133V132H27ZM66 133V132H65ZM116 133H119V132H115V134ZM130 133V132H129ZM132 133V132H131ZM132 133V134H133ZM164 133V132H163ZM173 133V132H172ZM189 134H190V132H188ZM243 133V132H242ZM254 133V134H253ZM50 134V133H49ZM112 134H114V132L112 133ZM112 134H111V136H112ZM123 134V133H122ZM131 134V135H132ZM194 136H196L197 134H194V133H192ZM192 134H190V135H192ZM236 134V133H235ZM261 134V135H260ZM5 135V134H4ZM18 135V134H17ZM56 135H57V132H56ZM64 135V136H63ZM66 135H67V133H66ZM77 135V134H76ZM88 135V134H87ZM94 135H96V134H94ZM101 135V134H100ZM100 135L98 136V137H100ZM129 135V134H128ZM145 135V134H144ZM178 135V134H177ZM192 135V136H193ZM216 135V136H217ZM23 136V135H22ZM37 136V135H36ZM50 136H52V134L50 135ZM62 137H65V134H63L62 133V135H61ZM60 136V137H61ZM71 136H72V134H71ZM133 136V135H132ZM132 136H130L129 135V138L130 137H132ZM180 137L182 136V135H179ZM235 135H233V136H231V137H234ZM263 136V135H262ZM261 136V137H262ZM52 137H54V136H52ZM52 137H50V138H52ZM74 137V136H73ZM86 137V136H85ZM95 138H96V136H94ZM128 137V136H127ZM161 137V136H160ZM264 137V136H263ZM24 139H26L25 137H23ZM37 138V137H36ZM55 138V137H54ZM59 138V137H58ZM68 139H69V136L67 137ZM82 139H84V137H81ZM92 138V137H91ZM137 138H139V136H137ZM163 138V137H162ZM166 138V137H165ZM219 138H220V136H219ZM234 138H236V137H234ZM254 138V137H253ZM4 137H2V138H0V144H4L5 142H4ZM39 139V138H38ZM56 139H57V137H56ZM81 139V140H82ZM93 139V138H92ZM128 139V138H127ZM133 139V138H132ZM141 139V138H140ZM177 139V138H176ZM183 139V138H182ZM217 139H218V137H217ZM225 139H226V137H225ZM228 139H230V138H228ZM240 140H241V138H239ZM263 139V138H262ZM261 139V140H262ZM60 140H61V138H60ZM65 140V139H64ZM80 140V139H79ZM78 140V141H79ZM80 140V141H81ZM138 140V139H137ZM159 140H161V139H159ZM185 140V139H184ZM183 140V141H184ZM211 140V139H210ZM258 140H260V137H259V139ZM35 141H38V140H35ZM40 141V140H39ZM38 141V142H39ZM44 141H46V139L44 140ZM56 141H58V139L56 140ZM71 141V140H70ZM73 141H75V139L73 140ZM121 141V140H120ZM125 142H126V140H124ZM133 141H135V140H133ZM139 141V140H138ZM225 141V140H224ZM231 141V140H230ZM229 141V142H230ZM235 141H236V139H235ZM238 141V140H237ZM264 141V140H263ZM50 142H53V140L51 141L50 140ZM49 142V143H50ZM63 142V141H62ZM66 142V141H65ZM132 142V141H131ZM181 142V140L179 141V143ZM215 142H216V140H215ZM227 142V141H226ZM229 142H227L228 144H229ZM240 142V141H239ZM258 142H261V141H258ZM28 143V142H27ZM40 144L42 143V142H39ZM83 143H85V142H82V145H83ZM86 143H89V142H86ZM185 143V142H184ZM183 143V144H184ZM189 143V142H188ZM231 143H233V141L231 142ZM236 143H238V142H236ZM246 143V144H247ZM254 143V142H253ZM29 144V143H28ZM46 145H48L47 143H45ZM51 144V143H50ZM53 144H57L56 142L55 143H53ZM61 144V143H60ZM60 144L59 145H53V147L54 146H56V147H58V146H60ZM68 145H70L71 144V142H70V144L69 143H67ZM120 144V143H119ZM194 144V143H193ZM205 144V143H204ZM218 144V143H217ZM239 144V143H238ZM255 144H257V143H255ZM261 144V143H260ZM262 144H264V143H262ZM65 145V144H64ZM64 145H62V146H64ZM80 145V144H79ZM84 145H87V144H84ZM122 144H120L119 146H121ZM125 144H123V147H124V149H125V151H123V152H126V154H129L131 157H133L134 155H133V153H132V148L131 147H129L130 146V144H127V145H125ZM199 145V144H198ZM201 145H203V143H201ZM223 145V144H222ZM242 145H241V147H242ZM62 146H60V148L62 147ZM132 146V145H131ZM134 146V145H133ZM190 146H192V145H190ZM234 146V145H233ZM238 146H240V145H237L236 146V148L238 147ZM250 146V145H249ZM260 146V145H259ZM49 147V146H48ZM47 147V148H48ZM217 147H219L220 148V146H217ZM227 147H229V146H227ZM254 147H256V145L254 146ZM258 147V146H257ZM263 147V146H262ZM68 148V147H67ZM67 148H64V149H67ZM82 148V147H81ZM84 148V147H83ZM88 148H90L89 147V145H88ZM121 148H122V146H121ZM214 148V147H213ZM57 149V148H56ZM93 149V148H92ZM95 149V148H94ZM120 149V148H119ZM225 149H226V146H225ZM224 149V150H225ZM237 149H239V147L237 148ZM245 149V148H244ZM247 149V148H246ZM255 149V148H254ZM257 149H259V148H257ZM261 149V148H260ZM259 149V150H260ZM264 149V148H263ZM11 150V149H10ZM47 150V149H46ZM63 150V149H62ZM98 150V149H97ZM221 150H223V149H221ZM223 150V151H224ZM228 150V152H227V154H226V156L225 157H220L219 159L220 160H223L224 162H223V165H226V164H229L228 162H230V159L232 158H235V155H237L236 153H235V155L233 156V154L232 153H230L229 152V149H227ZM226 150V151H227ZM258 150V151H259ZM50 151V150H49ZM48 151V152H49ZM59 151V150H58ZM57 151V152H58ZM234 151V150H233ZM245 151V150H244ZM261 151H264V150H261ZM93 152H94V150H93ZM96 152V151H95ZM192 152V151H191ZM235 152H239V150L238 151H236L235 150ZM247 151H245V153H246ZM254 152H256V151H253V153ZM2 153V152H1ZM53 153V152H52ZM135 153V152H134ZM183 153V152H182ZM221 153V152H220ZM220 153H218V154H220ZM251 153H252V151H251ZM251 153H249V154H251ZM247 154V153H246ZM255 154H257V153H255ZM254 154V155H255ZM263 154H264V152H263ZM44 155H46V154H44ZM117 155H119V154H117ZM125 155V154H124ZM133 155V156H132ZM158 155V154H157ZM159 155H160V153H159ZM182 155V154H181ZM184 155H186V154H184ZM231 155L233 156V157H231ZM245 155V154H244ZM253 155V156H254ZM60 156V155H59ZM129 156V157H130ZM251 156V155H250ZM48 157V156H47ZM81 157V156H80ZM122 157V156H121ZM135 157H136V159H138L137 158V155H135ZM210 157V156H209ZM246 157V156H245ZM256 157V156H255ZM254 157V158H255ZM39 158V157H38ZM61 158H63V157H61ZM64 158H66V157H64ZM111 158V157H110ZM186 158V157H185ZM248 158V157H247ZM263 158H264V156H263ZM3 159H4V157H3ZM10 159V158H9ZM79 159V158H78ZM129 159V158H128ZM187 159V158H186ZM192 159H194V158H192ZM191 159V160H192ZM218 159V160H219ZM246 159V158H245ZM61 160V159H60ZM236 161H237V159H235ZM234 160V161H235ZM5 161H7V160H5ZM43 161V160H42ZM75 161V160H74ZM185 161H187V160H185ZM4 162V161H3ZM60 161H58V163H59ZM62 162H64V160H62ZM217 162H219V161H217ZM226 162V164H224ZM40 163H42V162H40ZM112 163V162H111ZM127 163V162H126ZM234 163V162H233ZM260 163V162H259ZM163 164V163H162ZM126 166V165H125ZM124 166V167H125ZM162 166V165H161ZM237 166V165H236ZM58 167H60V166H58ZM63 167V166H62ZM57 168V167H56ZM61 168V167H60ZM163 168V167H162ZM161 168V169H162ZM48 169V168H47ZM53 169H55V168H53ZM67 169V168H66ZM116 169V168H115ZM160 169V168H159ZM62 170H64V169H62ZM126 170H128V169H125V171ZM60 172V171H59ZM127 172V171H126ZM125 173V172H124ZM205 173H207V172H205ZM224 173V172H223ZM114 174V173H113ZM117 176V175H116ZM110 177V176H109ZM38 179V178H37ZM64 179V178H63ZM83 183V182H82ZM96 184V183H95ZM85 188V187H84ZM41 189V188H40ZM38 190H39V188H38ZM217 192V191H216ZM102 194V193H101ZM218 194H220V193H218ZM217 194V195H218ZM41 195H43V194H41ZM81 196V195H80ZM102 197V196H101ZM105 201V200H104ZM126 210V209H125ZM202 217V216H201ZM203 218V217H202ZM161 244V243H160Z\"/></svg>",
	"mask_w": 264,
	"mask_h": 264
}]
</instances>
